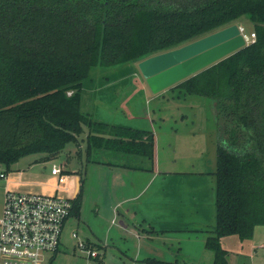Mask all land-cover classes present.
I'll return each mask as SVG.
<instances>
[{
    "label": "trees",
    "instance_id": "1",
    "mask_svg": "<svg viewBox=\"0 0 264 264\" xmlns=\"http://www.w3.org/2000/svg\"><path fill=\"white\" fill-rule=\"evenodd\" d=\"M240 17L252 22L255 41L175 85L213 99L228 136L216 147V222L204 246L212 264H229L221 239L243 242L264 226V0H0V166L8 173L32 154L49 160L78 144L84 129L88 153L119 145L153 158L150 131L94 122L81 111L83 81L94 67L140 62Z\"/></svg>",
    "mask_w": 264,
    "mask_h": 264
},
{
    "label": "rangeland",
    "instance_id": "2",
    "mask_svg": "<svg viewBox=\"0 0 264 264\" xmlns=\"http://www.w3.org/2000/svg\"><path fill=\"white\" fill-rule=\"evenodd\" d=\"M231 24L243 27L246 34L253 31V24L246 17H240ZM138 63L130 61L110 67L92 68L90 76L83 82L82 111L87 112L98 105L101 109L112 106L114 113L110 116H117L115 121H124L127 127L133 129L150 131L154 136L153 158L128 153L119 145L113 149H92L88 153L87 129H84L78 136V144L69 143L51 159L45 160L43 154H32L10 167V172H24L22 179L31 183V186L18 190L21 193L48 192L42 185L49 181L53 165L72 177L77 175L81 178L78 214H71L64 222L58 251L47 254L46 261L53 258L51 264H117L119 255L124 252L129 255L127 248H131L134 235L124 233L122 241H113L115 246L111 241L120 227L117 214L123 211L119 206L114 213L113 179L119 173L122 179L120 185L123 187L121 190L132 193L138 186L132 183L134 174L142 168H145V173L154 175V178L137 199L128 203L129 210L138 215L147 213L148 222L156 230H161L160 225L164 226L162 219L156 218L164 210L175 212L174 208L181 207L180 212H194L181 221L172 222L175 228L186 229L162 237L152 236V244L161 247L163 241L172 242L174 246H181L183 253L185 248H189L188 245L194 244L203 250V264L213 262V254L204 249L203 241L207 231L216 222V147L221 141L227 140L228 136L220 130L213 99L187 94L176 84L154 93L142 76ZM101 109L99 115L107 116V111ZM0 172H5L3 166H0ZM4 181L0 179V215ZM176 195L183 196L182 206L163 203L165 198L174 200ZM197 212L198 216H194ZM203 223H208L210 228ZM136 225L137 222L129 224L128 230L136 228L139 231ZM143 227L147 228L146 225ZM173 237H177V240L172 241ZM166 238H171V241ZM80 242L86 245L100 244L97 250L99 256L89 258L87 248L82 251L78 247ZM103 243L109 245L105 247ZM221 246L227 251L229 264H264V226L255 227L252 237L243 242L236 236L224 237Z\"/></svg>",
    "mask_w": 264,
    "mask_h": 264
},
{
    "label": "built area",
    "instance_id": "3",
    "mask_svg": "<svg viewBox=\"0 0 264 264\" xmlns=\"http://www.w3.org/2000/svg\"><path fill=\"white\" fill-rule=\"evenodd\" d=\"M238 32L245 46L255 41V33L246 34L241 26ZM50 175L58 179L51 194L5 189L0 215V264H51L52 258L46 261L47 254L59 248L62 226L73 206L74 187L63 184L68 178L58 166L51 167ZM6 176L0 172V179L6 180ZM78 247L82 251L87 248L89 258L99 256L97 250L82 242Z\"/></svg>",
    "mask_w": 264,
    "mask_h": 264
},
{
    "label": "crops",
    "instance_id": "4",
    "mask_svg": "<svg viewBox=\"0 0 264 264\" xmlns=\"http://www.w3.org/2000/svg\"><path fill=\"white\" fill-rule=\"evenodd\" d=\"M83 89H84V84H82V91ZM82 94L83 93L81 92V111H82V97H83ZM94 108L91 107L90 109H88L87 112H84V111L82 112L86 114L94 122L104 123V124H108L111 126L122 127V128H131V127H127L124 121H121V122L115 121L117 120V116L116 117L110 116L112 113H114L112 106H107V108L102 107L101 109L100 106L98 105V106H95ZM99 109H101V111H107L105 112L107 116L101 117L98 113ZM112 118H114V120H112ZM128 153H133L136 156L143 157V155L139 154L138 152L134 153V152L129 151ZM139 168H142V167L140 166ZM23 175H24V172L20 170H17V172L7 173L6 180L4 181L5 182L4 191L6 188L10 190L18 191L23 188L31 186V183L24 181L22 179ZM67 178L68 180L64 181L63 184L67 183L70 188L74 187V198H75L81 188V184H80L81 178L77 175L75 177L67 175ZM153 178H154V175L151 176V174L145 173V168L137 169V173L134 174V179L132 183L134 184L135 182V185L138 184V186L134 188V191H132V193H129V192L127 193L121 190L123 189V187L122 185H120L122 184L121 182L122 179L119 173H117L115 175V179H113L114 181L113 182L114 183L113 193L114 194H113L112 200L113 202H115L113 206L114 213H115L116 207L118 208L119 206L123 208V211H119V213L117 214L118 217L120 218V227L118 228L119 231H115V236L114 238L111 239V241L112 243L113 241H115L116 243L117 241H122L123 239L121 236L124 233L129 234L130 236L134 235L132 236L133 240H132L131 248L130 249L127 248L129 250V255L127 254V252H124V254L119 255L120 258H118L117 264H138L140 260L147 258V257L156 258L160 260H167V261H177L182 264H203L202 263L204 260L202 258V256L204 255L202 252L203 250H201V248L200 249L197 248L194 244L188 245L189 248L187 249L185 248L184 253H183V248H181V246L179 245L174 246L175 244L172 242L167 243L163 241V246L161 247H157L152 244L153 242L152 236H154L155 238H157L158 236L162 237L173 231H179L182 229H186V228H177V227L175 228V226H172V222H175L177 220L181 221L182 219L188 217V215L193 214L194 212H189V211L185 213L180 212L182 210L181 207L178 209L174 208L175 212H172L171 209L164 210L162 214H159L156 217L157 219H162L161 223L164 226L160 225L159 229L161 230H156L155 226L152 227L153 225L148 222L147 213L146 214L142 213L141 215H138L133 210L128 209L127 207L128 203L130 204V202H133V200L137 199L144 192V190L147 188L148 184ZM57 182H58V179L56 177L50 176L49 181L47 183H44V185H42L44 186V190L47 189L49 191L48 192L43 191V192H37V193H46V194L53 193L54 192L53 186ZM4 191H3V194H4ZM173 201H176V202H173ZM183 202H184V198L182 195H178V196L176 195L174 200L172 199L170 200V198H165L163 201L164 204H167V203H169V205L171 204L170 206H173V205L182 206L184 204ZM129 208L132 209L131 206H129ZM198 213L199 212H197L194 216H198ZM134 222H137V225L135 227L139 226V229H138L139 231H136L135 230L136 228L128 230L129 224H132ZM143 225H146L147 228L143 227ZM204 225H207L209 227L208 223ZM196 226H202V225H196ZM195 230H198V229H195ZM207 236H208V231H207L206 237ZM173 238L174 239L172 241L177 240V237H173ZM165 240L171 241V238H166ZM194 241L196 242L197 239H194ZM116 243H113V246H115ZM91 244L98 245L101 247L100 244H96V243H91ZM204 244H205V241H203V247L206 250ZM102 245L107 247L109 244L103 243ZM192 246L194 248H190ZM119 252L121 251L119 250ZM211 259L212 257L208 259V261Z\"/></svg>",
    "mask_w": 264,
    "mask_h": 264
},
{
    "label": "water",
    "instance_id": "5",
    "mask_svg": "<svg viewBox=\"0 0 264 264\" xmlns=\"http://www.w3.org/2000/svg\"><path fill=\"white\" fill-rule=\"evenodd\" d=\"M236 25L141 60L138 68L152 92L157 93L196 74L244 47Z\"/></svg>",
    "mask_w": 264,
    "mask_h": 264
}]
</instances>
